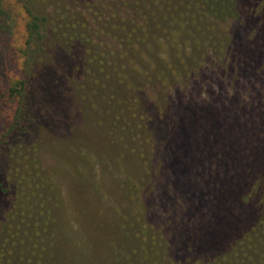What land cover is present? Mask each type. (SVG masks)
<instances>
[{
  "label": "trees",
  "instance_id": "1",
  "mask_svg": "<svg viewBox=\"0 0 264 264\" xmlns=\"http://www.w3.org/2000/svg\"><path fill=\"white\" fill-rule=\"evenodd\" d=\"M174 1L161 40L139 22L153 0H0V26L24 15L18 46L0 38V264H264V0ZM125 69L160 80L162 100L138 95ZM126 94L124 124L138 122L149 157L117 186L72 146L83 111ZM45 140L60 164L46 165ZM61 176L82 224L63 221ZM99 181L115 182L114 205Z\"/></svg>",
  "mask_w": 264,
  "mask_h": 264
},
{
  "label": "rangeland",
  "instance_id": "2",
  "mask_svg": "<svg viewBox=\"0 0 264 264\" xmlns=\"http://www.w3.org/2000/svg\"><path fill=\"white\" fill-rule=\"evenodd\" d=\"M167 1L175 2L174 0H153V2H148L146 6L144 7V10L141 12L142 19L139 22H142L143 19L145 20L146 24H143L144 27L148 28L149 31L146 32L147 34L154 33L155 36L159 37V39L162 40V37L164 35L161 34L159 28H170L171 23H173V15L169 12L172 11L171 8L173 5L171 3H167ZM176 9H179L180 6L175 3ZM10 7V5H7ZM16 13V12H15ZM171 15V16H170ZM165 16V18L163 17ZM164 18V19H161ZM10 18L4 20V23L0 26V38L3 40H6L9 42L10 47L14 48L15 45L18 46L22 41L23 38H21L23 33V27H24V15L21 13L14 14L13 20H9ZM162 21H161V20ZM219 32H221V29L218 28ZM213 30L210 29V33H206L207 39L206 43L208 46L210 45L213 50H216L215 46H218L220 41L218 40V37L216 35L217 32H212ZM152 40V45L150 48L152 49V54H143L146 55V57H151L152 61L155 63V60L159 57V52L156 47V39L154 37L147 36L144 40ZM155 45V47H154ZM189 45V44H188ZM115 49L121 51L120 47H116ZM110 50V49H109ZM205 47L202 46L201 42H199V48L192 50L191 56L188 58L190 61H196L200 59V55L203 53ZM11 50L6 53V59L4 61V64H7L8 66V72L6 75V78L8 79V82L12 83L19 72L18 65L16 61H11ZM132 59V58H130ZM129 60L126 61V63ZM132 61H134L132 59ZM157 62V61H156ZM135 63V62H133ZM136 64V63H135ZM132 69H125V74L131 77L132 81L138 85L140 88L138 90V95H144L145 100H147L151 104L157 105L159 101L162 100L164 96V91L160 85V80H152L149 81L147 78H142L143 76H139L136 72H132ZM146 71V70H145ZM10 74V75H8ZM170 82V87L172 85L171 80H167ZM144 92V93H143ZM139 97V98H142ZM83 98V97H82ZM90 102L93 103L95 99V95H90L88 97ZM105 100V99H104ZM132 100V97H129L128 94L121 97V101L117 102L115 99H113L114 105H110L111 108H105V102H98L97 105H95L94 109H86L80 114V126L81 130L78 133L77 139H73L74 141H78V143H75L77 146H72V149L74 153L78 155V157H82L81 160L84 162L82 163L79 160V163L81 167L85 169L86 172H88L90 175H94V172L96 174H107V176L103 175L107 179H111L113 176V181L117 180V186H118V180L122 179V177L125 179L128 176H131L133 178H136L137 176L140 177V173L137 171L138 169V157H149L148 154V147L147 143L145 145L144 141L145 138L142 136L141 132L139 131V124L137 121L133 119V123L135 125H125L124 122L127 120L125 108L128 105V102ZM7 104H9V100L6 101ZM84 103V99L82 100V104ZM122 104V106H121ZM148 105V103H146ZM154 105V106H155ZM151 107V105H148ZM85 109V108H84ZM103 110L106 112L111 111L113 119L115 120V131L114 128L110 125L108 127L106 119H104L101 115H103ZM118 114L117 118H115V112ZM4 114V112H1V115ZM101 114V115H100ZM111 132H116L115 136L111 135ZM85 137V140L83 142H80L79 137ZM46 139V138H45ZM49 139V137H47ZM43 147L45 148V153L48 157H46L47 166L51 165L55 161L58 160V164L61 163L60 157H51L49 153H51L52 148L50 146V141L46 140L43 142ZM19 151V150H18ZM97 152L102 153V157H107L108 160L111 162L110 170L108 169L106 163L105 165L97 163L95 160L93 161V157ZM30 157L28 153L24 149L23 155L19 153V157ZM88 157H92V161L89 162ZM64 158V157H63ZM72 162H77V157H71ZM57 159V160H56ZM65 159H69V157H65ZM16 160L15 156L11 157V161ZM27 162V160H25ZM26 165V164H25ZM112 168V169H111ZM116 171V173H114ZM111 172V173H110ZM115 175V176H114ZM95 176V175H94ZM114 177H117L116 180ZM59 181V187L63 193L65 194V199L62 197V208L60 214L63 215V221L65 222V219L68 221L71 220L74 225L75 223L79 224L81 223L80 218L78 215L76 216L71 212V208H73V202L68 198V189L66 187L68 186L65 177L61 176L58 178ZM137 183V182H136ZM111 188H109V187ZM95 188H98L99 192L101 191H107L104 195L105 197H102L101 199L105 202L110 203V205H114L115 199L112 198V194L110 192L117 191V187L111 182V181H99V184L95 185ZM101 193V192H100ZM100 199V198H99ZM97 199L98 203H101V199ZM96 203V201H95ZM63 209V212H62ZM61 218V219H62ZM82 224V223H81Z\"/></svg>",
  "mask_w": 264,
  "mask_h": 264
}]
</instances>
